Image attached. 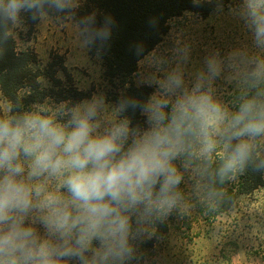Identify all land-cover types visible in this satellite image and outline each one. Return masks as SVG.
<instances>
[{
  "label": "clouds",
  "instance_id": "9594fccd",
  "mask_svg": "<svg viewBox=\"0 0 264 264\" xmlns=\"http://www.w3.org/2000/svg\"><path fill=\"white\" fill-rule=\"evenodd\" d=\"M77 3L0 0V28L18 25L22 12L36 20L46 5L63 12ZM244 11L264 46V0H244ZM107 36L106 29L94 33ZM209 69L215 71L211 61ZM249 82L254 94L242 97L234 112L199 83L178 93L183 81L176 76L143 103L122 100L111 116L103 96L55 109L35 104L15 114L19 105L0 103V264H124L133 251L132 216L138 224L163 221L177 209L183 173L175 161L192 147L206 161L224 151L216 169L220 184L248 166L255 141L264 139V61L255 63ZM129 107L146 116L147 129L117 119ZM255 171H264V160Z\"/></svg>",
  "mask_w": 264,
  "mask_h": 264
},
{
  "label": "trees",
  "instance_id": "16d2710c",
  "mask_svg": "<svg viewBox=\"0 0 264 264\" xmlns=\"http://www.w3.org/2000/svg\"><path fill=\"white\" fill-rule=\"evenodd\" d=\"M231 3L232 0H78L72 9L58 12L46 5L44 12L63 20L69 15L73 17L83 31L90 56L98 57L102 62L103 77L110 87V101L119 106L125 99L143 103L151 98L152 88L139 85L136 74L139 63L153 53L169 34L172 20L188 13L208 19L220 7ZM41 18L33 20L30 13H21L20 25L26 30V37L30 38L35 33ZM14 27L0 28V97L19 105L13 109V114L31 110L33 105L45 104L49 100L72 107L91 98V92L79 90L74 85L73 75L62 56H54L43 67L32 48L20 50ZM100 29L108 32L104 40L94 38V33ZM5 32L8 33L7 37ZM254 91L249 79L243 82L232 93V112L233 108L237 109L242 95H252ZM119 119H127L132 129H147L145 116L140 109L129 107L120 114ZM260 140L254 143L248 166L235 180L225 184H220L216 175L223 150H218L212 160L206 161L199 157L194 146L189 155L175 161L178 168L186 162L202 182L199 187L203 201L196 207V216L212 223L228 213L239 199L250 197L264 187V171H255V165L264 160ZM195 184H198L197 181ZM188 211L179 203L177 209L163 221L139 224L133 215L129 238L133 251L124 264H158L170 237L191 228L192 222L188 220L192 219ZM93 247H97V242L93 241ZM262 252L264 262V246Z\"/></svg>",
  "mask_w": 264,
  "mask_h": 264
},
{
  "label": "rangeland",
  "instance_id": "374dc122",
  "mask_svg": "<svg viewBox=\"0 0 264 264\" xmlns=\"http://www.w3.org/2000/svg\"><path fill=\"white\" fill-rule=\"evenodd\" d=\"M170 27L158 48L139 63L137 83L151 87L152 96L159 94L160 83L169 76L182 79L178 93L191 90L199 83L202 91L217 100L226 112H232V93L249 79L255 63L264 61V46L255 41L245 15L244 0H232L208 19L188 13L172 20ZM22 29L19 23L13 31L20 50L32 48L43 67L54 56H62L73 75L74 85L91 92V98L85 101L103 96L111 116L118 105L110 101L102 62L90 56L83 31L71 15L66 20L42 16L30 38ZM210 61L214 72L209 69ZM3 102L0 97V103ZM45 104L53 109L63 105L50 100ZM233 109L234 112L236 109ZM260 144L264 152V139ZM179 168L183 173L180 204L189 209L191 228L170 237L158 264H264V187L250 197L239 199L228 213L209 223L196 216V207L203 201L202 182L188 167L181 164ZM48 185L54 191L57 181L48 180ZM35 227L41 236L45 235L38 222Z\"/></svg>",
  "mask_w": 264,
  "mask_h": 264
}]
</instances>
